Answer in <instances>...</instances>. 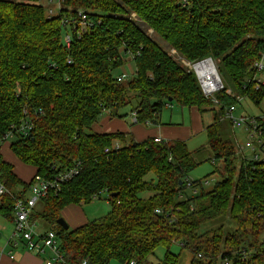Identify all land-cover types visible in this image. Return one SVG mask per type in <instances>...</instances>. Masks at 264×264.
<instances>
[{
  "label": "trees",
  "instance_id": "1",
  "mask_svg": "<svg viewBox=\"0 0 264 264\" xmlns=\"http://www.w3.org/2000/svg\"><path fill=\"white\" fill-rule=\"evenodd\" d=\"M38 1L0 0V143L15 130L11 152L46 179L79 165L77 176L40 200L31 216L57 233L67 262L149 264L164 247L160 264H180L170 252L177 243L193 253L191 264H264V164L240 160L237 167L235 147L220 137L218 114L205 132L214 162L224 164L222 180L186 198V179L198 163L184 141L127 144L126 134L92 130L105 113L122 118L128 107L142 125L159 123L171 103L214 110L178 57L212 58L234 95L260 105L264 86L244 85L264 50V0H65L63 12L88 11L95 21L69 48L62 15L48 18ZM129 58L135 76L119 82L114 72ZM225 90L215 96L221 117L239 104ZM0 181L9 191L0 216L13 222L15 200L27 197L31 181L2 159ZM102 193L107 216L68 231L56 224L66 207ZM141 193L153 195L141 199Z\"/></svg>",
  "mask_w": 264,
  "mask_h": 264
},
{
  "label": "built area",
  "instance_id": "2",
  "mask_svg": "<svg viewBox=\"0 0 264 264\" xmlns=\"http://www.w3.org/2000/svg\"><path fill=\"white\" fill-rule=\"evenodd\" d=\"M65 0H39L37 3L42 5L47 13L48 18L59 17L62 15V27L64 29L63 42L67 48L72 44L73 39H81L89 33L95 25L90 12L84 10H75L71 12H63ZM54 6V8H53ZM136 14L132 13L130 19L136 20ZM171 55H176L175 50H171ZM181 64L192 71L200 84L203 95L212 99L216 108L219 110L221 105L216 100L215 96L225 90V85L219 74L216 62L212 58H207L199 62H189L181 57L177 58ZM251 70L253 71L254 78L250 79L246 89L249 85L255 91H260L264 86V79L259 78L258 74L264 72V50L260 53L259 58L252 64ZM127 74L117 76L119 82L127 79ZM228 95L235 96L237 102L240 104L244 99L240 96L234 95L231 89L225 90ZM238 104V105H239ZM231 106L225 109L224 118L228 119L234 130H243L247 135L248 141L245 147H240V157L243 161H250L252 163L264 164V116L263 117H243L237 116V106ZM136 113L133 115V120L136 123ZM22 129L28 128L22 126ZM14 131L7 133L3 142H8L14 138ZM156 143H162L164 140L155 138ZM122 145L119 142L114 144L113 149L120 150ZM249 153H247V152ZM109 153V150L105 151ZM79 173V165L61 172L51 179H46L40 175H34L31 180L30 192L31 197L17 198L14 203L13 212V226L14 230L7 242V246L16 247L22 244L29 252L36 255L44 256V264H69L64 254L61 251L60 241L57 233L53 230H42L37 221L31 220L40 200L46 198L51 191L57 192L66 183L70 182ZM208 185V182L204 183ZM186 188L192 189L193 194L203 189L201 181H191L188 177L186 179ZM9 193L6 186L0 181V208L4 203L5 196ZM183 196L181 195V198ZM156 213H159L157 210ZM13 259V256L10 257ZM82 264H87L83 262ZM130 264H135L131 262Z\"/></svg>",
  "mask_w": 264,
  "mask_h": 264
},
{
  "label": "rangeland",
  "instance_id": "3",
  "mask_svg": "<svg viewBox=\"0 0 264 264\" xmlns=\"http://www.w3.org/2000/svg\"><path fill=\"white\" fill-rule=\"evenodd\" d=\"M54 8V6H53ZM146 30V28H143ZM152 33V32H150ZM156 42L162 46V48L166 49L167 47L164 45L162 41L157 39L155 37ZM126 57V56H124ZM127 64L123 65L121 68H119L116 72H114L115 77L119 76L120 74H127L128 77L126 80H129L132 78V73L129 70L130 66L133 68V71H136L134 62L129 58L125 60ZM259 78L262 80L264 79V72L258 74ZM125 80V81H126ZM225 87L228 89L229 87H232V84L225 79L224 81ZM170 105L173 106V108L169 109L168 107H165L163 112H162V117H163V122L168 121L171 115V111L173 117V122L174 121H180L181 120V111L184 110L185 112V122L187 123V119L190 118L189 111L182 109L181 106H179L176 103H171ZM127 110V109H125ZM207 110H212L211 108H207ZM212 114L214 112L211 111ZM216 115L218 114L220 116L219 118V124H220V137L223 140H228L230 141L233 146L235 147L236 155L238 157L237 159V167L240 166L241 163V157H240V147H245V143L248 141L247 135L243 132V130H234L231 126V123L228 119L224 118V116L221 117L220 113H215ZM177 115H180L177 116ZM215 115V116H216ZM237 116H243V117H263L264 116V101L256 106L255 104L251 103L247 99H242L240 104L237 106ZM152 128V127H148ZM12 142V139H10L8 142L0 143V159L4 161L5 163L11 164L10 162H14V156L13 153L11 152L10 149V144ZM116 143V142H115ZM208 139L206 134H202L198 137H196L191 144H189L188 148L190 151H194L197 149H201L199 152L194 151V159L196 163H198V167L194 169L192 172L189 173L188 178L191 181H201L203 185V189L205 191H211L213 187L215 186L216 183L220 182L222 180V172L224 168L223 162L220 161H215L214 162V156L210 148L208 147ZM247 152V151H246ZM248 153V152H247ZM249 154V153H248ZM7 160V161H6ZM216 163V164H215ZM12 165V164H11ZM15 168L19 172L18 166L16 164ZM13 166V165H12ZM14 167V166H13ZM21 170H24L21 167ZM28 173L29 170H27ZM22 172H19L21 175ZM27 172H23L24 175L28 176ZM18 177V176H17ZM154 176L152 174L148 175L144 180L149 182ZM208 182V185H205L204 183ZM200 191H198L199 193ZM197 193V194H198ZM153 194L151 193H141L139 194V197L141 199H148L150 196ZM193 192L192 189H184V193L182 194V198H186L188 196H192ZM27 197H31V192H27ZM108 200V195L107 193H102L98 195L91 203L84 204L82 207L83 213L88 217L90 221H94L100 218H103L107 216V214L110 211V205L107 203ZM61 218H63L65 221V217L62 216L61 213ZM220 221V220H219ZM221 220L220 222H222ZM67 222V221H66ZM227 225L229 224L228 221L226 220ZM68 223V222H67ZM40 224V223H39ZM43 225V226H42ZM40 224V226L46 228V229H51L50 225L46 224ZM69 225V224H68ZM70 226V225H69ZM70 228H72L70 226ZM232 229L233 227L231 225H228L227 229ZM14 230L13 222L9 221L7 217L0 216V249L4 248L7 241H9V238L11 237L12 233ZM261 239L264 240V234L261 236ZM167 252V249L164 247H159L158 249L155 250L153 255L149 258L148 263L149 264H160L162 261H164L165 254ZM170 252L174 255H179L180 256V264H191V261L193 259V253L181 247L179 244L175 243L170 247ZM110 264H120L115 261H112ZM231 264V263H229Z\"/></svg>",
  "mask_w": 264,
  "mask_h": 264
},
{
  "label": "crops",
  "instance_id": "4",
  "mask_svg": "<svg viewBox=\"0 0 264 264\" xmlns=\"http://www.w3.org/2000/svg\"><path fill=\"white\" fill-rule=\"evenodd\" d=\"M128 71L132 73L133 78L136 71H133V68L131 66ZM167 107L169 109L173 108L172 105ZM126 109L127 110L123 109L120 112L121 115H123L122 118H115L112 117L109 113H105L100 118V120L93 125L92 130L97 134H126L127 144H130L131 142L142 143L149 139L160 138L164 141H184L188 147L196 137L202 134H206L205 129L214 124L216 117L215 113H219V110L217 108H215L214 110H205L204 113H200L197 108H182L189 111L190 118L187 119V123L185 122V112L184 110H182L181 120L179 122H173L172 119L174 116L172 115L173 111H171V115L168 121L166 120L163 122V117L161 114L159 123H147L145 125H142L134 122L133 115L135 114V111H133L131 107H128ZM211 111L214 112V114H212ZM177 116L180 117V115ZM198 150L200 149L194 151L196 152ZM14 161L15 163L13 161L8 162L14 166L15 174L21 180L29 183L32 177L35 175L36 169L24 165L15 156ZM14 164L18 166L19 172H22L21 175L16 170ZM21 167L24 170H21ZM27 170H29L30 173H28ZM24 171L28 173V176L23 174ZM107 203L109 205L108 201ZM83 205L84 204L70 205L62 211V216L65 217L68 224L72 227L71 229L79 228L90 222L88 217L83 213ZM40 227L43 228L42 226ZM42 230L45 229L43 228ZM11 256H13V259L10 258ZM44 260V256L36 255L35 253L27 251L22 244H18L16 247H11L7 246L6 243L5 247L0 249V264H44Z\"/></svg>",
  "mask_w": 264,
  "mask_h": 264
},
{
  "label": "water",
  "instance_id": "5",
  "mask_svg": "<svg viewBox=\"0 0 264 264\" xmlns=\"http://www.w3.org/2000/svg\"><path fill=\"white\" fill-rule=\"evenodd\" d=\"M169 101L172 102V99H170ZM115 195L116 194H114V196ZM56 224L58 226H60L61 228H63L65 231H68L70 229V226L68 225V223L63 218L58 219Z\"/></svg>",
  "mask_w": 264,
  "mask_h": 264
}]
</instances>
